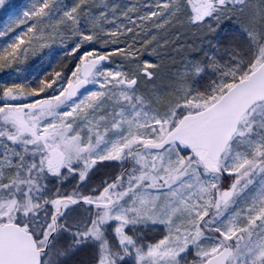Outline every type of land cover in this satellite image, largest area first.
Returning a JSON list of instances; mask_svg holds the SVG:
<instances>
[{
	"label": "snow or ice",
	"instance_id": "1",
	"mask_svg": "<svg viewBox=\"0 0 264 264\" xmlns=\"http://www.w3.org/2000/svg\"><path fill=\"white\" fill-rule=\"evenodd\" d=\"M0 9V264H264V0Z\"/></svg>",
	"mask_w": 264,
	"mask_h": 264
},
{
	"label": "rangeland",
	"instance_id": "2",
	"mask_svg": "<svg viewBox=\"0 0 264 264\" xmlns=\"http://www.w3.org/2000/svg\"><path fill=\"white\" fill-rule=\"evenodd\" d=\"M9 2L16 6V8H19L20 6L24 5L27 0H9ZM11 11V9L9 10ZM8 13L5 12L3 9H0V25H3V23L7 20Z\"/></svg>",
	"mask_w": 264,
	"mask_h": 264
}]
</instances>
